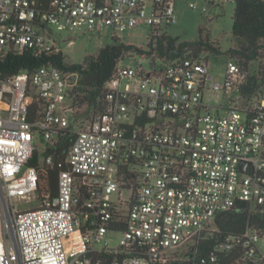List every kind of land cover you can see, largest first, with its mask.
Wrapping results in <instances>:
<instances>
[{
  "label": "built area",
  "instance_id": "built-area-1",
  "mask_svg": "<svg viewBox=\"0 0 264 264\" xmlns=\"http://www.w3.org/2000/svg\"><path fill=\"white\" fill-rule=\"evenodd\" d=\"M177 22L175 0H0V55L62 54L70 65L50 26L124 32L146 24L162 34ZM200 56L149 71L120 60L101 110L77 130L66 158L42 157L60 169L58 193L37 208L17 206L40 182L39 169L28 165L39 152L34 139L53 145L70 130L80 73L44 65L0 79L10 234L0 237V264H100V253L120 255L111 264H264V232L250 224L207 256L194 253L217 215L238 202L264 214V96H244L248 78L237 61L227 62L220 81ZM206 91L224 93L215 112ZM110 232L121 233L116 248ZM182 247H190L187 259L177 256Z\"/></svg>",
  "mask_w": 264,
  "mask_h": 264
},
{
  "label": "trees",
  "instance_id": "trees-1",
  "mask_svg": "<svg viewBox=\"0 0 264 264\" xmlns=\"http://www.w3.org/2000/svg\"><path fill=\"white\" fill-rule=\"evenodd\" d=\"M235 8L233 12V35L242 41V47L232 49L236 59L245 66L260 56L264 50V0H233ZM112 44L100 48L96 55L87 56L81 63L67 65L62 54H36L25 51L22 54L9 52L0 55V79L15 75L22 70L33 72L41 66H58L60 68L78 71L80 82L75 91L70 130L60 135L53 145L46 144L43 153L34 152L28 165L35 166L40 172V182L37 191H47L54 197L58 193L59 168L46 164L42 157L53 155L55 161L64 160L69 147L72 145L78 129L77 122L87 120L92 113L101 110L105 86L112 76L116 65L126 52L134 51L142 56L149 57L154 63L156 59L161 61V66L184 57L198 55L202 45L218 52L216 48L205 43L202 39L197 41H182L177 37L164 32L153 33L148 36L147 49L135 45L118 42L117 36ZM260 81H264V72L252 75L242 86V93L250 99L260 88ZM36 104L32 111H35ZM34 113V112H33ZM43 173V175H42ZM42 175V176H41ZM250 224L264 232V214L250 213L247 205L238 202L235 207L217 215L212 229L206 231L195 246L194 253L197 256H207L211 250L227 235L241 233ZM125 225L122 224L121 228ZM114 230L113 228H110ZM213 231V232H212ZM120 255L114 253H100L96 256L100 264H111L112 260ZM231 260H225L223 264H229ZM187 263V261H184Z\"/></svg>",
  "mask_w": 264,
  "mask_h": 264
},
{
  "label": "rangeland",
  "instance_id": "rangeland-1",
  "mask_svg": "<svg viewBox=\"0 0 264 264\" xmlns=\"http://www.w3.org/2000/svg\"><path fill=\"white\" fill-rule=\"evenodd\" d=\"M191 2H196L199 8L192 9L190 7ZM175 3L178 22L168 28H163L161 32H167L177 37L180 42L202 39L205 43L216 48L218 52L209 49L206 45H202L198 47V53L201 55L200 57L203 61H208L211 71L215 73L220 81L223 79L222 74L225 71L226 64L230 60H235L239 63L245 71L247 78L264 72V50L261 51L257 59L250 61L246 66L237 60L235 58L236 56L230 51L242 47V41L233 35V12L235 8V2L233 0H221L215 4L205 2L204 0H175ZM203 7L207 8L206 11H202ZM50 28L53 31L56 41L62 44L67 60L74 63H81L87 56L96 55L100 48L112 44L114 42L113 39H115L113 36L118 37V42L147 49L149 42L148 36L151 32L150 26L146 24L137 25L124 32L112 27H106L98 32H90L83 29L61 31L56 26H50ZM71 40L73 42L69 44ZM262 43L264 44V40H262ZM123 63L129 66L143 67L146 71H149L153 66L160 65L161 61L156 59L153 63L149 57L131 51L125 53ZM262 96H264V81H260V88L250 100H257ZM204 101L206 103L210 102L213 112L216 111L215 106L218 103L226 102L223 92L209 91H206ZM244 102L246 104L250 103L247 99ZM94 114L91 112L89 119L78 121L76 124L77 127L83 128L88 125ZM34 142L39 152L43 153L46 143L39 136L35 137ZM46 194H49V192L44 190L37 191L29 198L17 201V206L19 209L40 207L44 204ZM123 196L129 199L130 192L123 191ZM2 198L3 186L0 179V237L6 236L7 239H10V234L6 232L4 227L6 214L2 205ZM108 237L112 239L110 246L115 248L119 246L121 233L110 232ZM189 251L190 247L180 249L177 256L187 259Z\"/></svg>",
  "mask_w": 264,
  "mask_h": 264
},
{
  "label": "water",
  "instance_id": "water-1",
  "mask_svg": "<svg viewBox=\"0 0 264 264\" xmlns=\"http://www.w3.org/2000/svg\"><path fill=\"white\" fill-rule=\"evenodd\" d=\"M88 255H90V254H88Z\"/></svg>",
  "mask_w": 264,
  "mask_h": 264
}]
</instances>
